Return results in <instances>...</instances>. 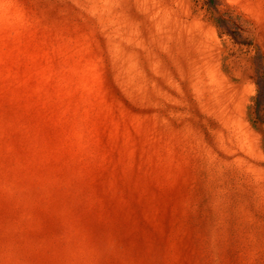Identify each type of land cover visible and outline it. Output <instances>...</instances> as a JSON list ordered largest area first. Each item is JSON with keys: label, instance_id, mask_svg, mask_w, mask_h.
<instances>
[{"label": "rangeland", "instance_id": "obj_1", "mask_svg": "<svg viewBox=\"0 0 264 264\" xmlns=\"http://www.w3.org/2000/svg\"><path fill=\"white\" fill-rule=\"evenodd\" d=\"M256 52L264 0H0V264H264Z\"/></svg>", "mask_w": 264, "mask_h": 264}, {"label": "trees", "instance_id": "obj_2", "mask_svg": "<svg viewBox=\"0 0 264 264\" xmlns=\"http://www.w3.org/2000/svg\"><path fill=\"white\" fill-rule=\"evenodd\" d=\"M227 25H230L237 30L235 38H233L235 43L241 44L243 46L250 45V43L242 41V35L244 34L245 30L230 16H227L226 20H222L220 26L221 28H224ZM251 59L250 65L254 73L253 79L256 84V94L252 99L253 104L249 106V109L251 110L249 117H251L250 122L252 123L253 127L261 128L262 130V127L264 126V63L262 54L259 52L254 53Z\"/></svg>", "mask_w": 264, "mask_h": 264}]
</instances>
